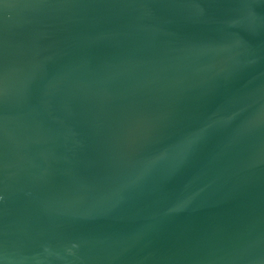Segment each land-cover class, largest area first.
I'll return each instance as SVG.
<instances>
[{"label": "water", "instance_id": "water-1", "mask_svg": "<svg viewBox=\"0 0 264 264\" xmlns=\"http://www.w3.org/2000/svg\"><path fill=\"white\" fill-rule=\"evenodd\" d=\"M0 264H264V0H0Z\"/></svg>", "mask_w": 264, "mask_h": 264}]
</instances>
